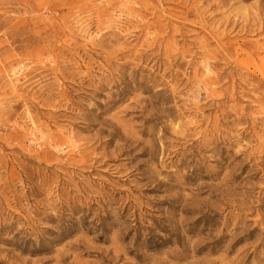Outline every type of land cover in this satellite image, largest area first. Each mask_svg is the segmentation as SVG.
I'll return each instance as SVG.
<instances>
[{"label":"rangeland","instance_id":"obj_1","mask_svg":"<svg viewBox=\"0 0 264 264\" xmlns=\"http://www.w3.org/2000/svg\"><path fill=\"white\" fill-rule=\"evenodd\" d=\"M262 46L264 0H0V264H264Z\"/></svg>","mask_w":264,"mask_h":264},{"label":"bare ground","instance_id":"obj_2","mask_svg":"<svg viewBox=\"0 0 264 264\" xmlns=\"http://www.w3.org/2000/svg\"><path fill=\"white\" fill-rule=\"evenodd\" d=\"M249 16L246 17V19H248ZM257 45V43H256ZM251 51H249V54L252 55L253 54V50L255 49L254 47V44H249V47H248ZM262 50H264V46L261 47ZM208 57H211L212 56L210 54L207 55ZM213 67H211L210 64H207L204 69H205V76L207 77L205 79V81H201L199 83L203 84V89L204 91L206 92V95H212L214 94L215 92L213 91V89L211 88V86H217L220 82V78L222 77V75H220V73H218L216 76L212 77L214 72L212 70ZM264 65L263 66H260L259 67V71L262 72V75H264ZM13 76H16L15 74H12ZM19 81V79L17 77L15 78H11L9 81H8V85L12 86L13 88L16 87V83ZM213 96V95H212ZM260 118H254L253 121L255 124H261L262 128L264 129V107H261V113H260ZM29 123L32 124V126H35V122L29 117L28 120ZM263 136H264V132H263ZM38 141V143L40 144L41 142V145H40V148L43 147L44 145H46V143H44L45 140H36ZM210 142V141H209ZM70 140H61V141H55V142H49V146L50 148L54 149L55 151H63V147L65 146L66 147H69V144H70ZM210 145H214L213 148H211V150H215L217 147H218V143H216L215 141L213 143H210ZM256 154H259L261 157H264V144H262L261 146L258 147V149H256L255 151ZM248 159H250V157H248ZM260 160L262 161L263 158H260ZM250 165H246L245 167H249ZM54 207L53 205H51V210H53ZM80 210V209H79ZM46 221L48 222H55V221H59V219H57L55 216H46ZM4 230V229H3ZM42 252L44 251H47V248L45 250H41ZM40 251V252H41Z\"/></svg>","mask_w":264,"mask_h":264}]
</instances>
